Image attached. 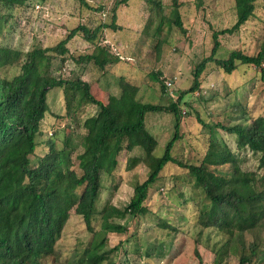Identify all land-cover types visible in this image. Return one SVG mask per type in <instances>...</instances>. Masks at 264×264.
I'll list each match as a JSON object with an SVG mask.
<instances>
[{
	"label": "rangeland",
	"instance_id": "obj_1",
	"mask_svg": "<svg viewBox=\"0 0 264 264\" xmlns=\"http://www.w3.org/2000/svg\"><path fill=\"white\" fill-rule=\"evenodd\" d=\"M119 1L28 0L12 8L0 5V45L24 55L34 47L56 45L72 29L85 25L91 33L95 31L93 42L107 47L119 61L99 68L92 62L78 60L80 55L92 52L94 44L78 31L66 43L68 52L51 61L53 75L80 77L91 84L95 97L103 101L107 100V94H119L122 79L138 87L137 98L142 102L166 105L176 102L185 91L178 101L180 124L178 137L170 148L171 156L181 164H198L210 137L216 136L235 150L241 167L255 172L259 181L264 175V166L258 165L259 154L237 150L235 136L226 134L220 126L264 116V80L260 68L252 63H238L231 72H226L214 61H207L199 76L198 88L188 90L196 65L211 53L213 33L235 24L234 0H160L162 10L146 0ZM115 6V27H111ZM177 14L183 31L168 23ZM161 15L163 24L155 34ZM100 24L105 25L96 30ZM217 40L219 47L215 56L219 58L227 57L231 50L247 55L262 50L264 0H255L249 19L230 32L217 33ZM21 63L22 60L1 68L0 74L13 76L19 72ZM152 72L160 74L166 85L165 92L151 77ZM47 104L48 110L35 137L32 163L46 150L44 142L48 139L60 146L68 132L76 139L83 135L82 121L94 109L89 104L74 105L67 113L60 87L49 89ZM145 122L158 141L153 154L161 156L174 132V115L165 111L148 112ZM77 151L80 152V147ZM140 154V148L128 154L123 150L114 175L101 173L98 210L108 203L117 207L127 204L134 186L147 177L148 167L141 162L126 169L125 159ZM73 162V168L80 173L78 161L74 158ZM176 162L167 163L162 176L149 189L144 214L114 219L126 228L123 232H107L106 248L116 247L111 255L113 264H215L211 247L218 244L222 235L192 224V207L181 210L184 198L191 193L192 177ZM180 211L191 218L190 223H183L178 215ZM91 227L92 231L74 208L71 209L54 255L45 258L42 264H73L74 253H81L93 232L101 229L99 214L93 217ZM220 264H237V257L225 256Z\"/></svg>",
	"mask_w": 264,
	"mask_h": 264
},
{
	"label": "trees",
	"instance_id": "obj_2",
	"mask_svg": "<svg viewBox=\"0 0 264 264\" xmlns=\"http://www.w3.org/2000/svg\"><path fill=\"white\" fill-rule=\"evenodd\" d=\"M27 1L0 0V5L12 8ZM146 1L162 10L160 0ZM254 7L255 0H234L236 22L232 28L213 33L211 53L196 65L189 91L198 88L199 76L207 61H214L226 72H231L238 63H252L260 68L264 80V48L255 55L231 50L227 57L215 56L219 47L217 33L238 28L253 14ZM115 11L116 6L111 27H115ZM162 18L163 15L155 34L161 30ZM169 22L184 30L178 14ZM78 31L85 40L94 43L95 31L91 33L81 25L56 45L34 47L24 55L0 45V69L22 60L18 73L11 77L0 74V264H42L45 258L54 255L56 242L73 208L91 231L93 217L99 214L101 218V229L93 232L81 253H74L73 264H113L111 255L116 247L106 248L107 232H123L126 228L114 219L144 214L149 189L162 176L165 165L176 162L170 148L178 137V101L185 91L176 102L166 105L142 102L137 98L138 87L121 78L119 94H107V100L103 101L95 97L91 84L80 77L53 75L51 61L68 52L66 43ZM78 60L103 68L118 62L119 58L107 47L94 43L92 52L80 55ZM159 76L151 73L165 92L166 85ZM54 87L62 88L67 113L74 105L89 104L94 109L82 121L83 135L76 139L68 132L60 146L48 139L44 142L46 150L32 163L35 137L48 110L47 93ZM158 111L170 112L175 119L174 132L161 156L153 154L158 141L145 122L148 112ZM248 119L250 122L218 126L226 134L235 136L237 150L259 154L258 165L263 167L264 116ZM135 148H140L142 154L128 156L125 168L131 169L143 162L148 167L147 177L134 186L132 196L123 207L108 203L98 210L101 173L114 175L121 152L128 154ZM73 154L80 173L73 168ZM176 163L192 177L191 193L184 198L181 210L192 207V224L222 235L218 244L211 247L215 264L231 254L236 255L237 264H264V175L258 181L255 172L243 169L235 150L216 136L210 137L198 164ZM182 211L178 212L179 217L183 223H190L191 218Z\"/></svg>",
	"mask_w": 264,
	"mask_h": 264
},
{
	"label": "built area",
	"instance_id": "obj_3",
	"mask_svg": "<svg viewBox=\"0 0 264 264\" xmlns=\"http://www.w3.org/2000/svg\"><path fill=\"white\" fill-rule=\"evenodd\" d=\"M262 65L264 66V63H262ZM171 83H168L167 85H170ZM183 113H184V111H183Z\"/></svg>",
	"mask_w": 264,
	"mask_h": 264
}]
</instances>
